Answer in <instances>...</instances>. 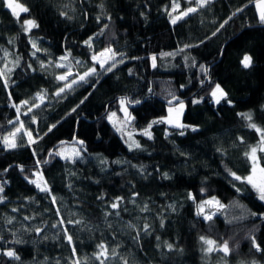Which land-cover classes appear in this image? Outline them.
Here are the masks:
<instances>
[{"label": "trees", "instance_id": "1", "mask_svg": "<svg viewBox=\"0 0 264 264\" xmlns=\"http://www.w3.org/2000/svg\"><path fill=\"white\" fill-rule=\"evenodd\" d=\"M20 2L30 11L17 19L0 0V68L19 61L7 88L0 79V137L19 126L14 103L32 101L43 90L47 98L28 115H23L27 107H21L20 120L36 143L29 145L23 137L18 141L21 146L7 149L0 141L4 184L0 264H72L64 227L73 236L77 255L88 258L87 264H99L93 253L102 242L119 253L106 264H123L120 257L129 264H264V251H256L250 239L254 235L264 249V215H260L264 201L251 185L230 175L250 174L252 165L244 153L259 139L241 114L251 112L254 122L264 127V23L259 20L257 0H213L176 24L168 14L172 0ZM179 3V11L190 6L188 0ZM25 19H34L39 26L26 33ZM90 37L92 47L85 44ZM33 41L42 49L35 56ZM109 46L123 54L118 59L124 63L106 72L92 56ZM68 53L69 60L61 62L59 58ZM245 54L253 58L249 68L241 64ZM152 56L157 57L156 67ZM41 61L47 67L42 69ZM49 61L53 63L48 65ZM56 63L69 64L73 74L95 64L97 74L57 97L54 93L64 82L56 76L67 69L55 67ZM217 83L231 104L214 102L210 92ZM121 97L140 101L128 105L135 106L129 108L134 130L144 131L152 124L153 137L139 135V149L129 150L108 119L112 112L120 116ZM170 100L174 105L186 103L184 123L191 127L152 123L167 114ZM52 125L56 127L49 132ZM75 138L84 141V146L75 145L81 149L75 162L55 154ZM259 156L264 167V154ZM37 171L48 181L51 194L30 183ZM51 195L57 197L56 204ZM120 197L119 207L112 209L110 205ZM212 197L226 207L206 221L197 215V205ZM60 217L65 224L53 227ZM69 219L82 223L67 224ZM36 228L42 231L37 233ZM200 236L228 240L231 254L205 255ZM167 243L174 248L169 250ZM9 249L20 259L2 254Z\"/></svg>", "mask_w": 264, "mask_h": 264}, {"label": "snow or ice", "instance_id": "2", "mask_svg": "<svg viewBox=\"0 0 264 264\" xmlns=\"http://www.w3.org/2000/svg\"><path fill=\"white\" fill-rule=\"evenodd\" d=\"M6 6L8 9L11 10V13L14 17L19 19L21 14L28 13L30 9L25 5V3L20 2V0H5ZM213 0H188L189 7H187L183 11H179L181 5L179 3V0H172V5H171V11L168 12L170 18H171V23L176 24L178 21L186 18L190 14L196 13L200 11L203 8H206L210 3H212ZM195 4V6H191L192 4ZM258 10H259V20L261 23H264V0H257L256 4ZM103 5H101V8ZM168 11V9H165ZM243 9H237V12L242 11ZM179 13L177 15H173V13ZM236 13L234 12L233 15ZM62 15H67L66 13H62ZM99 20V17H97ZM108 19L110 20L111 17L109 16ZM228 19H231L229 17ZM228 21L225 20L223 23L219 25V27L212 33L213 36L216 35V32L220 30V28L224 27V24H226ZM24 25V31L26 33H30L32 29L37 28L39 25L34 19H25L23 21ZM107 28V25L104 26ZM100 34H103L102 32ZM92 37H90L88 40L85 41V44H87L89 47H92ZM203 43V41H201ZM193 45H185V48L192 47ZM32 48L34 49L32 55L35 56L38 52L42 51L37 46V43L35 41L32 42ZM46 51V50H43ZM9 53H5V56H8ZM71 53H68L66 56H61L59 60L61 62L63 61H68ZM122 53H118L115 49L112 47H107L100 51L99 53L95 54L92 56V60L95 63H98L100 68L103 69L106 72H111L114 68L117 67L118 64L124 63L123 59H118V57L122 56ZM163 56H171L174 55V53H162ZM152 66L156 67V56H152ZM253 58L245 54L241 60V64L244 68H249L252 66ZM13 67H9L8 63H5L2 68H0V79H3L4 86L7 88L9 86V80H10V74L14 70V67L18 66L19 61H14ZM41 63V68L47 67L43 61ZM53 62L49 61L48 65H51ZM76 64H80L81 62L79 60L75 61ZM31 67V65H29ZM55 67L57 68H65L67 71H65L63 74H60L56 76V79L58 81L64 82L62 87H59L56 92L54 93L55 96L60 97L62 94H64L66 91H71L73 88V85H77L81 82H87L88 78L90 76L96 75L97 74V68L95 67V64L88 68L86 71H84L82 74L80 73H75L73 74L71 67L67 63H56ZM205 72H207V69H204ZM71 77V79H69ZM9 95H11L9 93ZM210 95L214 102L216 104H220L222 100H227L228 93L221 87L220 84H215L214 88L211 90ZM47 98V90H43L42 92L36 93V95L33 97L32 101L29 100H23L20 102L19 105L13 104V107L16 108L17 111V121L19 122V126L16 127L13 131L9 132L7 135L0 137V141L3 142V145L7 149H16L17 147L21 146L20 143H18L19 140H22L23 137H27V142L29 145L34 144L37 142V139L34 137L33 132L29 129L26 128L24 121L20 120V112H21V107L26 106L27 111L23 113V115H28L29 113H32L34 109H38L41 107V105L44 103L45 99ZM87 99V97H85ZM173 100H178V97L173 96ZM38 101V102H37ZM199 100L193 101V103H199ZM229 104L232 102L230 100H227ZM83 103V100L81 101ZM119 103L121 106V111L124 113V120L117 125L116 123L113 124V126L116 128L118 132H120L122 135H124V127L125 125H128L131 123V121L134 119V117L131 116V114L128 112V105L132 103H137L139 104L140 101H132L128 97H121L119 99ZM169 104H172V100L169 101ZM79 107V105H77ZM184 102L179 101L178 106L176 108L169 107L168 109V116L161 118L159 121H153L152 123H167L173 127H176L178 129H184L187 127H191L189 125H185L181 122V116L183 114L184 110ZM73 112L76 111L75 108L72 109ZM117 114L115 112H112L109 116L108 119L109 121H113V118L116 117ZM241 116L247 121V127L250 129L255 130L256 133L259 134V139L258 142L254 145H248V151L244 153L245 157L251 162L252 167H251V172L248 176L246 177H241L237 175L235 172H230V175L235 179V180H240L242 182H245L258 193L259 199L261 201H264V167H261L259 165V159L260 156L259 154H264V127H261L257 125V123L254 122L253 119V114L251 112L248 113H242ZM31 120L33 123L37 122V117L33 115L31 117ZM10 123H14L10 121ZM56 127V125H52L49 127L48 131H52V128ZM152 124L150 123L148 125V128L143 131V135L147 136L149 139L152 138V134L149 131L151 129ZM193 131H196L195 128H192ZM47 133H45L46 135ZM128 135V140H126V143H128L129 150L132 149H139L141 147L140 143L132 138V133L129 132L127 133ZM180 135H184V132L181 131ZM42 139V137H40ZM241 142L243 143V138H239ZM64 143V142H62ZM75 143H78L80 145L84 144V141L82 140H77ZM35 155V152L33 153ZM56 155L61 156L65 160H71L72 162H75V158L80 157L81 155V149L77 148H72L71 150V155H65V149H61L60 151L55 153ZM49 155H52L51 153ZM47 161H45L46 163ZM102 163H105V161H101ZM37 164H40L41 161L37 159L36 161ZM119 163V161H117ZM20 170L24 171L23 166H20ZM7 171V169H5ZM33 175L36 177V179L30 180V183L35 185V187L42 193L46 194H51V188L48 184V181L43 177L42 172L37 171L33 173ZM203 191V189H201ZM239 191V189H237ZM4 192V184L0 182V193ZM189 198L195 200V196L192 194H189ZM123 198H117L116 202H113L110 206L112 209H117L119 207V203ZM4 197L0 195V202H3ZM51 200L53 204L57 203V197L55 195H51ZM241 208H244L245 206L243 205H238ZM206 207L214 210L210 211H205ZM226 206L222 204L216 197H212L208 200L202 201L197 205L198 211L197 215H202L204 220L206 221H212L213 217L216 216L217 211H221L225 208ZM146 210V209H145ZM14 211H17V209H14ZM56 214L59 216L60 215V209H56ZM111 213H107L106 215H110ZM118 214V213H117ZM252 216H256L257 213H249ZM264 215V213L260 214ZM27 219V217H26ZM12 220L9 219L8 223H11ZM80 224L82 221L76 220L73 221L69 219L67 221V224ZM65 224V220L63 217H60V220L57 225H53V227H58V226H63ZM132 227V225H129ZM149 226L145 225V231H147V228ZM35 231L37 233L41 232V228H36ZM64 234H65V239L68 241L69 245L72 247V253H73V259H72V264H87L88 258H84L83 260L77 255L76 252V247L75 244L73 243V236L68 233V230L66 227L63 229ZM159 239V237H157ZM200 241L204 245L203 247V252L205 255H210L213 252H219L223 253L224 257H227L228 255L231 254L232 248L230 247L229 241L228 240H221L218 241L216 239H212L206 236H200ZM250 239L252 241V245L255 248L256 251H264V249L261 248L260 244L256 241V238L254 235L250 236ZM20 240L15 241V243H20ZM166 247L169 250H172L174 248V245L171 243H167ZM97 252L93 253V257L95 260L99 261V264H106V262L111 259L112 257H117L119 256V253L116 248H109L108 244L106 243H100L97 245ZM3 255L12 258L14 260H19L20 256L17 254V252L14 249H9L6 250L2 253ZM121 260L123 261V264H129L128 260L120 257ZM243 264V262H242ZM251 264H257L256 261H252Z\"/></svg>", "mask_w": 264, "mask_h": 264}, {"label": "rangeland", "instance_id": "3", "mask_svg": "<svg viewBox=\"0 0 264 264\" xmlns=\"http://www.w3.org/2000/svg\"><path fill=\"white\" fill-rule=\"evenodd\" d=\"M256 4H257V2H256ZM256 8H257V6H256ZM10 10V9H9ZM257 12H258V14H259V10H258V8H257ZM99 53V52H98ZM223 101V100H222ZM221 101V102H222ZM184 105H185V107H184V110H183V114H182V116H181V122L183 123V124H185L184 123V115H185V112H186V109H187V105H186V103L184 102ZM178 106V104L177 105H174V106H170V107H172V108H176ZM128 107V112L131 114V112H130V109H129V106H127ZM169 109V108H168ZM120 116L119 115H117L116 117H114L113 118V121H110L111 122V124L113 125L114 123H116L117 125H119L123 120H124V113L121 111V106H120ZM131 116L133 117V115L131 114ZM168 116V110H167V114L164 116V117H167ZM163 118V117H162ZM133 121V120H132ZM132 121H131V123L130 124H128V125H125V127H124V135H122L120 132H118L119 134H120V136H121V138L123 139V141L126 143V140H128V135H127V133H129V132H131L132 133V138L134 139V140H136V141H138L139 142V139H138V136L139 135H142V136H144V137H147V136H145V135H143L142 133H143V131H136V130H134L133 128H132V126H131V124H132ZM160 124H165V125H167L168 127H173V126H171V125H169V124H167V123H160ZM174 128H176V127H174ZM149 131L151 132V134H152V137H153V132H152V130L151 129H149ZM148 138V137H147ZM140 143V142H139ZM127 145H128V143H126ZM77 148V149H79L77 146H75V145H69V146H67V147H65V148H63V149H65V155H71V150H72V148ZM81 156V155H80ZM61 157V156H60ZM62 158V157H61ZM77 158H79V157H77ZM63 159V158H62ZM76 159V158H75ZM63 160H65V159H63ZM252 165V164H251ZM259 165L261 166V164H260V160H259ZM262 167V166H261ZM210 210H214V209H210V208H208V207H206V209H205V211L207 212V211H210ZM218 212V211H217Z\"/></svg>", "mask_w": 264, "mask_h": 264}, {"label": "water", "instance_id": "4", "mask_svg": "<svg viewBox=\"0 0 264 264\" xmlns=\"http://www.w3.org/2000/svg\"><path fill=\"white\" fill-rule=\"evenodd\" d=\"M176 102H179V101H176ZM174 104H175V101H172V104L170 105V104L168 103V106H173ZM134 107H135V106H129L130 109H133ZM75 141H77L76 138L71 142V145L84 146V144H83V145H80V144H78V143H75Z\"/></svg>", "mask_w": 264, "mask_h": 264}]
</instances>
